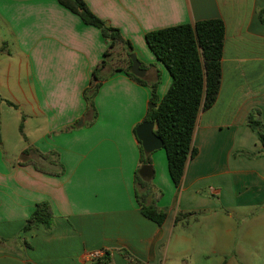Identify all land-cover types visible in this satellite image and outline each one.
<instances>
[{"label": "crops", "instance_id": "1", "mask_svg": "<svg viewBox=\"0 0 264 264\" xmlns=\"http://www.w3.org/2000/svg\"><path fill=\"white\" fill-rule=\"evenodd\" d=\"M84 1L131 42L149 84L160 74L159 100L172 77L146 34L223 20L220 92L198 115V153L180 187L165 150L147 154L154 175L143 179L156 192L149 202L167 213L159 226L142 214L135 184L144 165L134 130L149 111L150 88L105 67L89 124L84 91L109 42L59 0H0L9 33L0 38V264H95L88 255L98 250L110 254L108 264H129L123 252L144 264H264V148L248 124L254 114L264 125V0ZM115 54L111 64L126 68L121 46ZM2 112L18 131L23 123L25 138L19 132L12 149ZM38 153L56 157L49 163ZM42 202L52 208V231L32 223L23 232ZM179 214L189 216L176 223Z\"/></svg>", "mask_w": 264, "mask_h": 264}, {"label": "trees", "instance_id": "2", "mask_svg": "<svg viewBox=\"0 0 264 264\" xmlns=\"http://www.w3.org/2000/svg\"><path fill=\"white\" fill-rule=\"evenodd\" d=\"M59 3L79 16L85 25L99 29L103 38L109 42L102 63L93 71L90 86L84 91V98L87 103L85 117L89 124H92L98 117L95 98L104 80L101 72L105 67L113 66V72L123 70L137 84L148 86L151 90V104H155L156 107L149 109L144 121L156 123L155 133L164 142L163 149L166 152L171 179L176 187H180L187 162L198 153L193 146V135L198 115L200 111L207 110L215 104L220 92L221 60L225 43L223 20L199 21L194 25L182 24L153 30L146 34L149 49L164 64L172 77V84L167 94L159 100L157 88L160 83V74L158 73L157 80L150 84L145 78H138L132 74L131 55L134 54V48L131 42L124 38L120 29L95 15L84 0H59ZM260 15L264 20V9L260 11ZM117 46H121L126 55V68H120L117 62L114 65L111 64V61L116 58L115 48ZM120 54L123 56V53ZM142 68L146 69L143 65ZM2 102L0 97V104ZM5 102L14 108H18L11 101L6 100ZM248 124L258 135L264 148V125L262 121L251 114L248 117ZM20 132L24 137L23 124H20ZM134 134L136 136V129ZM139 148L141 164H151L149 155L144 152L141 142H139ZM30 152L27 150L24 155H28ZM261 154H264V150ZM38 156L41 160L49 163L53 156L56 157L55 153L47 155L38 153ZM26 163L34 165L41 172H46L40 167V162L30 160ZM58 167L59 174L64 173V167L62 165ZM135 184L136 199L142 214L162 226L167 218V213L160 210L155 202H149V198H155L154 187L139 175V171L135 174ZM188 216V214H179L176 223L188 218ZM53 219L54 215L50 204L47 202L39 203L23 232L31 228L32 223L36 228L50 232L53 229ZM122 254L128 259L129 264H144L129 253L123 252ZM109 261L110 254L106 252L103 258L95 261V264H108Z\"/></svg>", "mask_w": 264, "mask_h": 264}, {"label": "water", "instance_id": "3", "mask_svg": "<svg viewBox=\"0 0 264 264\" xmlns=\"http://www.w3.org/2000/svg\"><path fill=\"white\" fill-rule=\"evenodd\" d=\"M131 72L138 78H144L146 70L142 68V63L134 53L131 55ZM155 104H150L149 109H154ZM156 123L152 121H144L136 128V136L139 142H141L143 150L146 154L154 153L157 150L163 149V140L155 133ZM139 174L142 178L150 179L154 175V169L150 164H145Z\"/></svg>", "mask_w": 264, "mask_h": 264}, {"label": "rangeland", "instance_id": "4", "mask_svg": "<svg viewBox=\"0 0 264 264\" xmlns=\"http://www.w3.org/2000/svg\"><path fill=\"white\" fill-rule=\"evenodd\" d=\"M0 30H2L3 31V34H4V35H0V38L1 37H4V36L9 37V33H8V31H7L4 23L1 20H0ZM150 104H149V106H150ZM4 109H5V107H4ZM1 122L3 123V126L4 127L5 126H8V128L6 129V131H8V133L5 135V137L7 138L6 145L7 146L10 145V148L9 149H12L16 145L17 139H19V138H17V136H18V134H19L20 131H18L17 123H16V121H13V120L12 121H8L7 116L5 115V112H2L1 113ZM21 124H23V123H21ZM19 130H20V128H19ZM20 136L23 137L22 134H21V132H20ZM19 143L21 145H23L24 142H23V139L22 138H20V142ZM11 154H13V152H10L9 151V155L10 156H11Z\"/></svg>", "mask_w": 264, "mask_h": 264}, {"label": "built area", "instance_id": "5", "mask_svg": "<svg viewBox=\"0 0 264 264\" xmlns=\"http://www.w3.org/2000/svg\"><path fill=\"white\" fill-rule=\"evenodd\" d=\"M105 251H102V250H98V251H94V252H91L89 253L88 255V259L90 261H96L100 258H103L105 256Z\"/></svg>", "mask_w": 264, "mask_h": 264}]
</instances>
